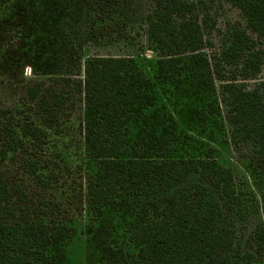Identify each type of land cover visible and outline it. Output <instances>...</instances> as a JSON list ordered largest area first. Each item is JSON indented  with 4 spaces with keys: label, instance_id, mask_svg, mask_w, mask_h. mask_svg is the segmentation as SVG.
<instances>
[{
    "label": "trees",
    "instance_id": "16d2710c",
    "mask_svg": "<svg viewBox=\"0 0 264 264\" xmlns=\"http://www.w3.org/2000/svg\"><path fill=\"white\" fill-rule=\"evenodd\" d=\"M49 1L73 13L81 0ZM144 1L152 6L146 37L161 76L187 97L213 96L210 105L226 109L233 147L264 158V0H220L242 20L219 45L200 36L193 18L199 0ZM97 8L104 9L102 1ZM45 26L30 39L26 100L13 112L16 122L0 125V160L37 152V161L28 160L27 184L0 173V264L46 263L51 249L73 237L68 220L56 218L60 204L49 213L35 201L59 181L38 152L77 101L84 106V147L97 167L88 181L90 207L125 214L124 239L107 247L103 264H251L254 245L235 217L232 171L188 151L189 136L158 103L153 81L134 58L75 56L79 30L70 19Z\"/></svg>",
    "mask_w": 264,
    "mask_h": 264
},
{
    "label": "rangeland",
    "instance_id": "374dc122",
    "mask_svg": "<svg viewBox=\"0 0 264 264\" xmlns=\"http://www.w3.org/2000/svg\"><path fill=\"white\" fill-rule=\"evenodd\" d=\"M102 1L104 9L97 8ZM194 17L200 36L219 45L229 26L241 19L239 10L220 0H199ZM152 6L144 0H81L73 13L55 8L53 1L0 0V125L15 121L17 105L26 100V85L33 68L31 40L56 19H70L79 30L73 55L132 57L151 78L158 103L173 112L182 132L189 136V152L215 157L230 169L238 189L235 217L241 235L254 245L251 264H264V252L257 244L264 235V158L252 160L231 143V125L226 109L211 106L214 97L200 94L187 97L183 88L175 89L160 74L158 53L150 46L146 28ZM221 30V32H219ZM215 103V102H214ZM84 106L77 101L66 114L64 124L51 131L47 147L38 157L55 168L59 181L54 188L40 190L35 201L41 212L60 204L59 217L74 229L73 237L48 252V262L33 264H103L107 247L124 239L125 214L112 208L96 211L90 207L88 181L96 162L85 150L80 122ZM37 152L13 155L0 160V173L10 182L27 184L28 160L37 161ZM39 160V159H38ZM50 213V212H49ZM53 214V212H52Z\"/></svg>",
    "mask_w": 264,
    "mask_h": 264
}]
</instances>
